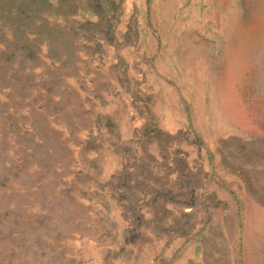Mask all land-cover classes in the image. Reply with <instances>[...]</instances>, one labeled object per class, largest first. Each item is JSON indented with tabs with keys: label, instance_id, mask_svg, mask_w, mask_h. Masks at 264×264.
I'll use <instances>...</instances> for the list:
<instances>
[{
	"label": "rangeland",
	"instance_id": "374dc122",
	"mask_svg": "<svg viewBox=\"0 0 264 264\" xmlns=\"http://www.w3.org/2000/svg\"><path fill=\"white\" fill-rule=\"evenodd\" d=\"M0 264H264V0H0Z\"/></svg>",
	"mask_w": 264,
	"mask_h": 264
}]
</instances>
